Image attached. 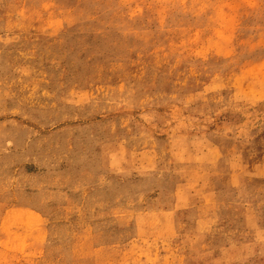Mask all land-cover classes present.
I'll use <instances>...</instances> for the list:
<instances>
[{"label": "rangeland", "instance_id": "374dc122", "mask_svg": "<svg viewBox=\"0 0 264 264\" xmlns=\"http://www.w3.org/2000/svg\"><path fill=\"white\" fill-rule=\"evenodd\" d=\"M0 264H264V0H0Z\"/></svg>", "mask_w": 264, "mask_h": 264}]
</instances>
